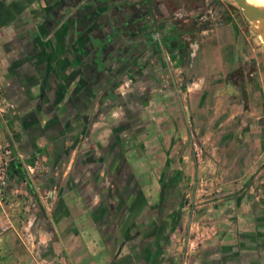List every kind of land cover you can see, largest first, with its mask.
I'll return each instance as SVG.
<instances>
[{
    "label": "crops",
    "instance_id": "1",
    "mask_svg": "<svg viewBox=\"0 0 264 264\" xmlns=\"http://www.w3.org/2000/svg\"><path fill=\"white\" fill-rule=\"evenodd\" d=\"M108 12L0 0V84L14 104L0 138L24 156L8 171L0 264H264L261 56L229 20L197 58L167 56L168 71L150 39L140 70L113 50L96 69L95 42L120 35Z\"/></svg>",
    "mask_w": 264,
    "mask_h": 264
},
{
    "label": "flooded vegetation",
    "instance_id": "2",
    "mask_svg": "<svg viewBox=\"0 0 264 264\" xmlns=\"http://www.w3.org/2000/svg\"><path fill=\"white\" fill-rule=\"evenodd\" d=\"M93 1H95V6L105 7L109 10L107 23H116L117 29H119V39L106 41L114 44L117 48L116 51L130 60L134 69H141L143 62L140 61V58L144 54L143 51L146 48L144 49L143 46L148 39H150V44L147 51L156 55L161 70L168 71L167 56H172V53L176 54L178 63H183L189 51H187L182 27L179 26L176 17L165 20L164 17L156 15L152 0ZM164 22L169 25L171 29L169 32L163 30ZM144 33L148 35L145 36Z\"/></svg>",
    "mask_w": 264,
    "mask_h": 264
},
{
    "label": "rangeland",
    "instance_id": "3",
    "mask_svg": "<svg viewBox=\"0 0 264 264\" xmlns=\"http://www.w3.org/2000/svg\"><path fill=\"white\" fill-rule=\"evenodd\" d=\"M168 2L175 9V14L169 13V16L176 17L179 26L182 27L187 51H189L188 55L192 52L193 57L197 58L211 30L231 20L238 23L243 35L247 36L246 43L249 45L251 58L260 55L261 62L264 64L261 34L243 15L241 8L233 0H168Z\"/></svg>",
    "mask_w": 264,
    "mask_h": 264
},
{
    "label": "built area",
    "instance_id": "4",
    "mask_svg": "<svg viewBox=\"0 0 264 264\" xmlns=\"http://www.w3.org/2000/svg\"><path fill=\"white\" fill-rule=\"evenodd\" d=\"M14 112V104L11 100L4 96L2 86L0 84V116H4L7 113ZM13 161H21L24 163L23 154L14 149L9 143L3 141L0 138V211H4L5 193L8 186V171ZM48 193L41 194V199L47 201ZM8 228V225L4 229ZM36 264H56L53 261L47 259H41L36 261Z\"/></svg>",
    "mask_w": 264,
    "mask_h": 264
},
{
    "label": "water",
    "instance_id": "5",
    "mask_svg": "<svg viewBox=\"0 0 264 264\" xmlns=\"http://www.w3.org/2000/svg\"><path fill=\"white\" fill-rule=\"evenodd\" d=\"M238 7L241 8L243 15L252 23V20L259 19L261 22H264V9L256 7L253 3L248 0H233ZM102 4L101 2H99ZM105 4V2H103ZM101 24V23H100ZM262 42V41H261ZM262 49L264 51V42H262ZM94 58L93 64L96 69L100 67L107 58H109L108 54L111 50L116 51L117 48L114 44L109 41H99L95 42L94 45ZM112 53V52H111ZM115 57V56H114Z\"/></svg>",
    "mask_w": 264,
    "mask_h": 264
},
{
    "label": "bare ground",
    "instance_id": "6",
    "mask_svg": "<svg viewBox=\"0 0 264 264\" xmlns=\"http://www.w3.org/2000/svg\"><path fill=\"white\" fill-rule=\"evenodd\" d=\"M253 3L258 8L264 9V0H248ZM253 27L259 31L264 42V22H261L259 19L252 20Z\"/></svg>",
    "mask_w": 264,
    "mask_h": 264
}]
</instances>
